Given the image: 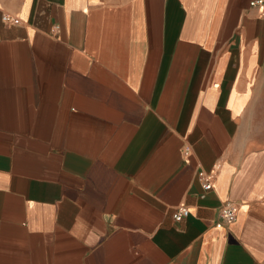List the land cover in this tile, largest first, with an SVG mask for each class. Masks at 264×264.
<instances>
[{
  "label": "crops",
  "instance_id": "crops-1",
  "mask_svg": "<svg viewBox=\"0 0 264 264\" xmlns=\"http://www.w3.org/2000/svg\"><path fill=\"white\" fill-rule=\"evenodd\" d=\"M0 264H264V0H0Z\"/></svg>",
  "mask_w": 264,
  "mask_h": 264
},
{
  "label": "built area",
  "instance_id": "built-area-1",
  "mask_svg": "<svg viewBox=\"0 0 264 264\" xmlns=\"http://www.w3.org/2000/svg\"><path fill=\"white\" fill-rule=\"evenodd\" d=\"M262 4H263V1H257V2L252 3L253 6L262 5ZM3 21L9 24H19L20 23V19L12 15H4ZM199 177L204 182V187L206 190L212 189L213 184H212V178L210 174H207L202 171L199 173ZM188 215H189V209L183 206L178 209V212L175 215V219L177 221H182ZM237 216H238V205L233 202L226 203L220 211L221 221L217 223V227L221 228L225 225H229L235 222L237 220Z\"/></svg>",
  "mask_w": 264,
  "mask_h": 264
}]
</instances>
